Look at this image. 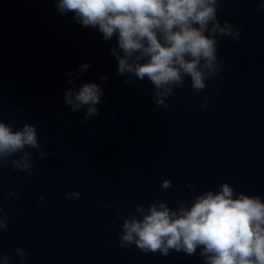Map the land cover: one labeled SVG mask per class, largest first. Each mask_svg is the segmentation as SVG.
<instances>
[{
	"label": "clouds",
	"instance_id": "obj_1",
	"mask_svg": "<svg viewBox=\"0 0 264 264\" xmlns=\"http://www.w3.org/2000/svg\"><path fill=\"white\" fill-rule=\"evenodd\" d=\"M217 4L218 0H56L61 14L74 13L82 27L98 28L105 41L116 35L117 47L111 52L118 61L117 72L139 81L147 78L154 86L156 106L164 108L174 88L184 86L185 77L190 78L192 89L200 92L209 77L219 74L218 37H239L241 29L218 19ZM89 67L83 64L78 71L82 74ZM67 75L72 88L65 91L64 103L71 111L87 106L85 120L99 116L96 105L101 103L102 85L89 82L76 91L73 73ZM40 147L33 124L25 123L14 130L0 120V164L20 154L11 163L14 169L27 171L33 164L26 148ZM38 156L45 159L49 153L41 150ZM161 187H172L171 180H163ZM80 195L73 191L65 198L78 199ZM7 226L6 213L0 207V231ZM119 239L121 246L135 244L143 252L159 251L163 255L170 250L194 255L199 248L204 264H264V200L237 193L224 182L218 191L206 190L190 205L181 202L175 209L163 200L147 208L136 205L135 213L124 218ZM16 251L21 264H27L23 249ZM0 260L9 264L11 256L0 255Z\"/></svg>",
	"mask_w": 264,
	"mask_h": 264
},
{
	"label": "water",
	"instance_id": "obj_2",
	"mask_svg": "<svg viewBox=\"0 0 264 264\" xmlns=\"http://www.w3.org/2000/svg\"><path fill=\"white\" fill-rule=\"evenodd\" d=\"M0 207L8 223L7 229L0 231V255H10L9 264H21L16 251L20 248L26 254L27 264H55L7 163L0 164ZM0 264H4L3 260Z\"/></svg>",
	"mask_w": 264,
	"mask_h": 264
}]
</instances>
